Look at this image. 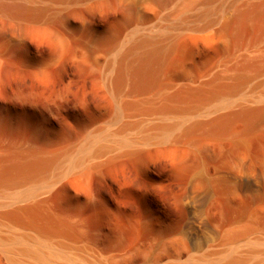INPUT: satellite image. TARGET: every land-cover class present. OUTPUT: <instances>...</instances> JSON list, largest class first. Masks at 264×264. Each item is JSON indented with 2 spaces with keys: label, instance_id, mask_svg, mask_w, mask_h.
<instances>
[{
  "label": "bare ground",
  "instance_id": "obj_1",
  "mask_svg": "<svg viewBox=\"0 0 264 264\" xmlns=\"http://www.w3.org/2000/svg\"><path fill=\"white\" fill-rule=\"evenodd\" d=\"M0 264H264V0H0Z\"/></svg>",
  "mask_w": 264,
  "mask_h": 264
},
{
  "label": "rangeland",
  "instance_id": "obj_2",
  "mask_svg": "<svg viewBox=\"0 0 264 264\" xmlns=\"http://www.w3.org/2000/svg\"><path fill=\"white\" fill-rule=\"evenodd\" d=\"M20 54L19 51L14 53L12 55L13 61H17ZM12 73H17L10 80L12 84L27 85V89L37 93L40 101L51 98L61 105H65L78 96L81 89L88 84V81L78 73H70L67 77L63 72L56 71L52 72L45 81L32 83L26 81L21 72H16L13 69L10 75Z\"/></svg>",
  "mask_w": 264,
  "mask_h": 264
}]
</instances>
